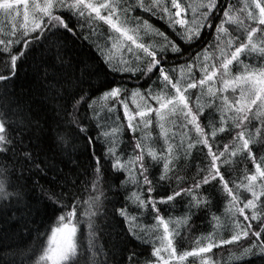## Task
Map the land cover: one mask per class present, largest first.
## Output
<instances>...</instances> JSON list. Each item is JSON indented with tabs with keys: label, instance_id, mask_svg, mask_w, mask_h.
Here are the masks:
<instances>
[{
	"label": "trees",
	"instance_id": "trees-1",
	"mask_svg": "<svg viewBox=\"0 0 264 264\" xmlns=\"http://www.w3.org/2000/svg\"><path fill=\"white\" fill-rule=\"evenodd\" d=\"M5 1L0 264H54L46 248L60 222L76 229L61 264H160L164 226L168 264H264V22L253 1L176 0L178 24L175 0H60L32 29V0ZM134 91L153 110L130 127L121 104Z\"/></svg>",
	"mask_w": 264,
	"mask_h": 264
},
{
	"label": "rangeland",
	"instance_id": "rangeland-1",
	"mask_svg": "<svg viewBox=\"0 0 264 264\" xmlns=\"http://www.w3.org/2000/svg\"><path fill=\"white\" fill-rule=\"evenodd\" d=\"M25 2L27 0H6L3 4L8 7L9 5H17L19 2ZM254 4V8L257 12V17L260 19L261 23L264 22V0H252ZM60 0H32L31 3H28L25 7L29 6L32 16L28 12V9L24 7L26 15L25 19H27V28H34L36 26L35 17L39 18L41 14L52 10L54 7L59 5ZM15 12V11H14ZM12 14V18L14 19L16 12ZM184 7L175 0L174 2V9L173 14L175 16V20L178 24H183L185 22L184 15H185ZM117 22L118 20H113ZM117 47H120L118 44ZM158 67V64L155 61H150L147 71L149 74L153 73L154 69ZM165 79L164 73L161 74V81ZM261 87L264 86V79L261 82ZM251 85L253 86V81H251ZM120 90H113L110 93L106 94L103 100L113 99L120 95ZM121 108L123 110L124 116L126 118L127 124L132 127L133 124L136 122L139 117H144L150 115L153 108L151 106L146 107V101L143 98L142 94L139 91L131 92V94L127 97L122 99ZM164 105H158L155 111L160 114L161 118H168V112H164L163 114ZM165 233H164V244L163 247L156 251V256L160 260V264H168L172 260V257H175L174 252L172 251L171 241H170V233L166 230V226H164ZM167 242V243H166ZM211 247L204 248L200 253H206L209 251ZM168 250V252H165ZM76 251V229L67 225V223L60 222L50 233L47 243V258L54 264H61L68 260ZM162 253L168 254L167 257L162 255ZM197 254V255H198ZM172 256V257H171ZM186 257V255H185ZM183 256V259L185 258ZM179 259L181 262L180 258ZM48 261V262H49ZM205 263V262H204ZM173 264V263H172Z\"/></svg>",
	"mask_w": 264,
	"mask_h": 264
}]
</instances>
